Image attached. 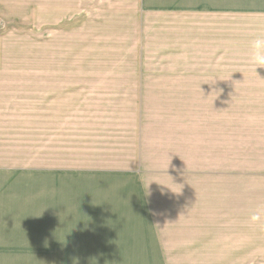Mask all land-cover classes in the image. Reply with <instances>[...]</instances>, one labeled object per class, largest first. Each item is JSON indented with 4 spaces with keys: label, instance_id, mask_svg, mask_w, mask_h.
I'll use <instances>...</instances> for the list:
<instances>
[{
    "label": "crops",
    "instance_id": "1",
    "mask_svg": "<svg viewBox=\"0 0 264 264\" xmlns=\"http://www.w3.org/2000/svg\"><path fill=\"white\" fill-rule=\"evenodd\" d=\"M142 8L192 16V59L206 62L231 53V17L264 21V0H142ZM166 45L169 53L174 45ZM7 73L0 69V149L22 155L12 150L25 147L27 132L41 160L0 162V264H167L159 232L247 227V175L233 173L229 145L215 140L212 119L200 118L201 109L230 106L238 87L231 74L34 69L31 107L50 115L25 118L24 81ZM239 88L255 91L249 80ZM24 221L48 232H19Z\"/></svg>",
    "mask_w": 264,
    "mask_h": 264
},
{
    "label": "rangeland",
    "instance_id": "2",
    "mask_svg": "<svg viewBox=\"0 0 264 264\" xmlns=\"http://www.w3.org/2000/svg\"><path fill=\"white\" fill-rule=\"evenodd\" d=\"M226 23L231 27V53L226 52L223 61L206 62L192 59L187 38L192 16L145 14L142 0H0V69L7 70V79L24 81L25 102L19 114L25 118L50 115L47 110L31 107L34 69L91 73L213 68L232 75L238 87L230 106L222 108L217 103L214 109H201L200 118L212 119L215 140L229 145L233 173L247 175V227H233L232 232H159L167 264H264V67L258 66L255 72L248 63L250 43L261 37L258 35L264 30V21L231 17ZM168 30L175 32V38L178 32L182 33L183 39L178 43L175 38L165 39L163 35ZM167 41L174 45L169 53ZM247 80L255 91L240 92V84ZM73 104L80 102L75 100ZM97 104L88 101L89 107ZM190 111L188 108L186 113L190 115ZM120 115L126 119L127 111ZM26 133L22 140L25 147L12 150L22 155L8 158L10 150L0 149V162L30 165L41 160L31 155L38 149L31 148L33 136ZM183 155L190 163V151ZM237 207L233 205L234 209ZM23 224L22 228L17 225L19 232H48L47 228H33L29 221ZM12 234L6 232L5 239L10 241ZM39 239L41 243L42 238ZM28 244L32 245L30 237Z\"/></svg>",
    "mask_w": 264,
    "mask_h": 264
},
{
    "label": "clouds",
    "instance_id": "3",
    "mask_svg": "<svg viewBox=\"0 0 264 264\" xmlns=\"http://www.w3.org/2000/svg\"><path fill=\"white\" fill-rule=\"evenodd\" d=\"M248 63L253 66L255 72H257L258 66L264 67V36L257 37L251 41L249 46ZM215 82L216 78H213L206 83L213 85Z\"/></svg>",
    "mask_w": 264,
    "mask_h": 264
}]
</instances>
